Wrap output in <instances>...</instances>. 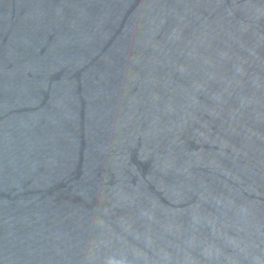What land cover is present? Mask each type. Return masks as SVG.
I'll return each mask as SVG.
<instances>
[{
    "label": "water",
    "instance_id": "1",
    "mask_svg": "<svg viewBox=\"0 0 264 264\" xmlns=\"http://www.w3.org/2000/svg\"><path fill=\"white\" fill-rule=\"evenodd\" d=\"M0 264H264V0H0Z\"/></svg>",
    "mask_w": 264,
    "mask_h": 264
}]
</instances>
